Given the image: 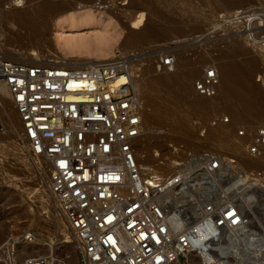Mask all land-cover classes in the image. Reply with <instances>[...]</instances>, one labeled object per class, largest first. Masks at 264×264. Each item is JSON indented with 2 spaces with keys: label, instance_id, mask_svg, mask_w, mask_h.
Here are the masks:
<instances>
[{
  "label": "built area",
  "instance_id": "obj_1",
  "mask_svg": "<svg viewBox=\"0 0 264 264\" xmlns=\"http://www.w3.org/2000/svg\"><path fill=\"white\" fill-rule=\"evenodd\" d=\"M221 21L240 22L247 42L264 48V9L237 11ZM132 56L117 52L79 69L0 58V80L21 136L30 154L46 165L50 191L76 238L80 264L188 262L218 251L228 235L237 242L236 176L220 172L219 156L187 152L166 172L139 163L147 106ZM174 63L173 54H158L155 70L171 72ZM218 86L211 65L192 82L194 92L205 98L214 97ZM237 131L249 140L248 155L264 152V122ZM190 192L194 196L186 201ZM24 238L31 240V233ZM16 245L8 239L0 246L9 262ZM23 264L67 263L51 252L27 256Z\"/></svg>",
  "mask_w": 264,
  "mask_h": 264
},
{
  "label": "rangeland",
  "instance_id": "obj_2",
  "mask_svg": "<svg viewBox=\"0 0 264 264\" xmlns=\"http://www.w3.org/2000/svg\"><path fill=\"white\" fill-rule=\"evenodd\" d=\"M10 1L0 0V55L15 56L7 59L19 62L22 59L29 63L35 60L40 63L44 59L51 62L91 61L92 56L88 53L68 54L58 48L54 39L59 31L58 16L50 22L48 31L41 33L42 47L28 43L24 30V33L22 30L17 33L20 36L14 34L2 18ZM137 4L145 5L139 8ZM76 9L90 10L107 22L117 23L120 35L110 49L109 59L117 52L133 55L132 64L139 69V85L147 106L140 150L154 146L174 160L184 159L187 152L219 156L220 172H234L236 176L240 214H248L264 223V152L258 156L248 155V138L237 136L241 126L264 122V48L253 47L247 42L240 22L221 21L237 11L244 14L261 11L264 0H89L79 3ZM135 11L144 13V26L151 34L141 43L128 47L121 40L131 18L137 15ZM107 29L113 31L114 28ZM94 33L90 32V35ZM166 52L175 57L174 69L157 72L154 61L158 54ZM209 65L215 66L218 76L220 66L235 67L241 87L230 95H225L219 87L212 98L198 96L192 82ZM160 77L173 83L171 90L158 86ZM238 95H251V102L244 105ZM8 106L10 108L9 103ZM11 113L8 118L5 112H0V246L8 239L12 241V236L21 238L30 232L37 238L33 241L37 245H52L53 252L64 256L67 264H80L73 233L50 193L46 165L40 157L34 158L30 154L22 141L20 122L14 126L10 123L14 112ZM225 118H228L227 122H224ZM170 146L179 152L174 153ZM163 159L166 162L167 158L160 160ZM155 161L150 164L161 162ZM169 169L171 167L164 170ZM260 232L263 234L264 230L260 229ZM198 258L190 260L191 263L177 260L171 264H204ZM5 259L0 252V264Z\"/></svg>",
  "mask_w": 264,
  "mask_h": 264
},
{
  "label": "bare ground",
  "instance_id": "obj_3",
  "mask_svg": "<svg viewBox=\"0 0 264 264\" xmlns=\"http://www.w3.org/2000/svg\"><path fill=\"white\" fill-rule=\"evenodd\" d=\"M86 1L89 0H36V1L11 0L9 2L8 10L6 11V13L2 15V18L3 20L6 21L9 29L12 32H14V34L20 36L17 33L18 32L20 33L24 30L25 34L27 35L26 39L28 43L30 44L36 43L35 45L42 47L44 44L41 37V33L48 31L50 22L55 17L58 16L60 22L59 25L57 24L59 27V31L56 33L54 38L55 43H57L58 45V48L61 49V51L68 54L88 53L89 55L92 56L90 57L91 61L68 62L62 60L58 62L55 61L51 62V61H46L44 59V61L42 60L40 63L47 65H54V66H64L75 69L94 66L100 64V63H95L96 61L99 62V61L109 60L108 54L110 52V49L118 41L117 40L118 34L120 35V33H118L119 31H117L116 27L118 25L116 22H112L111 20L107 22L103 20L101 17H99V15L98 16L95 15L90 10L80 11L76 9L79 3H84ZM144 5L145 4L143 5L139 4L136 7L142 8V6ZM63 12L65 13L62 14ZM135 13H137V15L131 18L132 20L131 24L129 25V28L126 30V34L121 40L122 44L128 47L136 43H141V41L149 38L151 34L150 31L144 26L146 21V17L144 13L137 11H135ZM108 27H113L114 28L112 29L113 31H109L107 29ZM77 28L78 29L81 28L82 31L79 32L72 31ZM90 32L93 33L95 32V33L93 35H90ZM35 52H33V54L37 55ZM0 58L7 59L10 57L0 55ZM14 58H10V59H14ZM20 62H24V61H22L21 59ZM38 62L39 61L35 60L31 63H38ZM93 62L95 64H92ZM219 69H220V76H219L218 88L219 87L222 88V92L225 95L234 94L235 91L241 87V83L236 78L238 70L235 67L228 65L220 66ZM166 76L167 75H165V77ZM164 78L163 77L159 78V80L157 81L158 86L163 88L169 87V89L173 87V83L171 82L172 84H169L170 82L167 81V79L165 81ZM167 78H169V75ZM170 85L172 86L170 87ZM238 97L239 100L244 103V105L249 104V102H251L250 99H252L251 95H246V96L238 95ZM0 102H1L0 112L1 111L5 112L8 115V118H10V112L12 113L14 112L12 118L13 121H11L10 123L12 124V126L17 125L18 122H20L18 115L13 109L12 102L10 99V94L7 90V87L1 80H0ZM8 103L10 105V108L8 106ZM144 123H145V118H144ZM22 141H24L25 143V139L23 137H22ZM150 148L152 149L154 154H150L152 152L150 151ZM161 151L157 149V147L149 145V148H147V150L145 151L140 150V152L145 153L146 157L143 154V157L139 160V163L142 165L152 166L154 170H158L160 172L162 171L164 172L165 171L164 169H166V167L168 168L177 165L176 162L178 160L172 159V157L169 154H166L167 152L165 153ZM162 157L167 158V160L165 159L166 162H164V159L160 160L162 159ZM34 158H39V157L34 156ZM156 159L157 161H161V162H158L154 165L150 164L152 162H156L155 161ZM193 193L194 192L187 193L186 195L188 196H186V198L184 199H186L187 201V199L189 200L193 198L194 196ZM51 195L53 196V198H55L52 193ZM190 210L192 211V213H196L194 207H191ZM240 216H241V224L238 226L235 234L237 238V242L233 241L230 235H228L226 241L219 248L218 251H215L214 253H201V255L198 256L199 257L198 259H201L204 264H264V233L262 234L260 232V229L262 231L264 230V223L260 221V219L258 221L254 220V218H252L248 214L245 215L240 214ZM243 217H245V219H243ZM252 223H255L256 225ZM67 227L70 230V232L73 233L70 227L68 226V224ZM11 238H12V242L17 243L16 256L11 258L10 262L7 259H5V261H3V263L1 264H10V263L23 264L24 259L27 256H40V255L42 256L45 254H49L51 252L53 253L52 245H37V243L33 242L37 239L33 235L31 240H25L24 236H22L21 238H16L12 236ZM74 239L76 242L75 236ZM191 262L192 261H190V263Z\"/></svg>",
  "mask_w": 264,
  "mask_h": 264
}]
</instances>
